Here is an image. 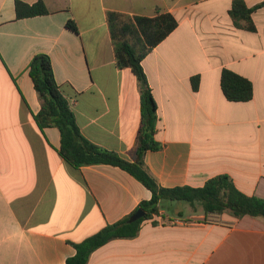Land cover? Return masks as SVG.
<instances>
[{"label":"crops","instance_id":"0c3cea01","mask_svg":"<svg viewBox=\"0 0 264 264\" xmlns=\"http://www.w3.org/2000/svg\"><path fill=\"white\" fill-rule=\"evenodd\" d=\"M16 1L0 0V264H67L73 243L152 198L119 167L73 168L59 153V130L42 131L35 120L42 102L29 65L47 54L83 136L137 160L141 86L131 69L117 66L109 12L129 21L167 13L178 22L142 61L162 145L144 156L149 173L166 188L202 187L226 174L246 195L264 199V7L253 13L250 32L234 25L235 0H42L50 13L22 20ZM243 1L249 8L264 2ZM224 69L252 82V100H227ZM174 204L164 202L138 237L109 242L88 264H264V218L197 208L184 214Z\"/></svg>","mask_w":264,"mask_h":264},{"label":"trees","instance_id":"16d2710c","mask_svg":"<svg viewBox=\"0 0 264 264\" xmlns=\"http://www.w3.org/2000/svg\"><path fill=\"white\" fill-rule=\"evenodd\" d=\"M262 7H264V2L249 8L243 0H235L230 10L235 27L255 32L256 26L252 16ZM49 13L42 0L33 5L20 0L16 1L18 20L45 16ZM107 20L115 44L117 66L121 69H131L141 86V126L137 160L130 161L114 151L97 146L83 136L70 101L63 94L57 82L52 59L47 54L36 55L29 65L35 90L42 102L40 111L35 115V120L42 131L46 128L59 130L61 135L59 153L73 168L80 169L92 165L119 167L151 191L152 198L143 201L131 215L123 220L106 226L80 243H73L76 253L67 259V264H88L92 254L109 242L138 237L143 222L160 216L163 209L162 204L166 201L186 202L195 209L199 204L205 215L229 213L237 219L246 216L264 218V199L248 196L240 191L229 175L222 174L212 177L202 187L166 188L162 187L149 173L144 156L148 151L161 150L162 145L156 140L157 104L142 61L177 28L178 22L173 15L167 13L156 17L136 16L129 21L120 13L109 12ZM67 28L76 34L79 33V28L73 20L68 21ZM130 34L137 38V46L126 40V36ZM136 47H139V52ZM199 86L200 76L193 77V89L198 91ZM221 89L227 100L231 102H248L253 99L254 95L252 82L229 69L222 71ZM140 209L146 214L134 221L133 216Z\"/></svg>","mask_w":264,"mask_h":264},{"label":"rangeland","instance_id":"374dc122","mask_svg":"<svg viewBox=\"0 0 264 264\" xmlns=\"http://www.w3.org/2000/svg\"><path fill=\"white\" fill-rule=\"evenodd\" d=\"M132 42H133V44L134 45H136L137 46V44H138V42H137V38L134 36V35H129V37H128ZM136 50L139 52V47H136ZM165 203H175L174 205H176L175 206V208H178V211H181V210H183L185 213L184 214H188V213H191L195 208H193L190 204H188V203H186V202H170V201H166ZM177 205H179V206H177ZM164 208V207H163ZM196 208L197 209H199V211H203V208H202V206L201 205H197L196 206ZM170 215H173V216H177L178 214H177V211L175 212V211H171L170 213H169ZM197 221V220H196ZM200 221H203V222H207L208 220H206V219H202V220H200Z\"/></svg>","mask_w":264,"mask_h":264},{"label":"water","instance_id":"95a60500","mask_svg":"<svg viewBox=\"0 0 264 264\" xmlns=\"http://www.w3.org/2000/svg\"><path fill=\"white\" fill-rule=\"evenodd\" d=\"M146 214V212L142 209L138 210L135 215L133 216V220L136 221V220H139L141 219L142 217H144Z\"/></svg>","mask_w":264,"mask_h":264}]
</instances>
